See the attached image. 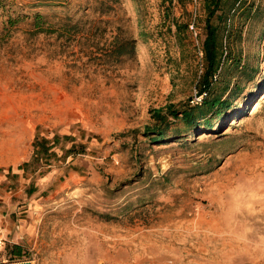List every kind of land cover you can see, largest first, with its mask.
I'll return each mask as SVG.
<instances>
[{
    "label": "rangeland",
    "instance_id": "obj_1",
    "mask_svg": "<svg viewBox=\"0 0 264 264\" xmlns=\"http://www.w3.org/2000/svg\"><path fill=\"white\" fill-rule=\"evenodd\" d=\"M134 1L0 9V264H264V0H247L263 15L238 47L257 74L235 107L212 128L158 142L145 132L153 111L197 92L196 34L173 35L195 7L138 0L139 13ZM36 13L83 24L59 37L36 28ZM117 35L137 39L134 57L112 54ZM37 133L61 137L57 155L25 171Z\"/></svg>",
    "mask_w": 264,
    "mask_h": 264
},
{
    "label": "trees",
    "instance_id": "obj_2",
    "mask_svg": "<svg viewBox=\"0 0 264 264\" xmlns=\"http://www.w3.org/2000/svg\"><path fill=\"white\" fill-rule=\"evenodd\" d=\"M7 2L8 0H0V9L5 8ZM134 2L137 12L141 13L138 0ZM192 3L195 7L192 20L177 21V23L175 21L176 31L173 35L179 39V44H182V40L187 38L190 32L196 31L197 42L193 46V56L197 62V92L195 95L201 99L195 100L193 97L190 101L182 103L180 107L174 103H169L165 109L154 110L152 114L156 123L145 132L149 136L152 134L151 137L154 138L155 142L165 140L171 135H180L186 131L198 130L203 127L212 128L235 107L237 99L244 94L246 87L257 74V69L247 57L243 56L238 43L245 39V31L248 25L262 17L261 8L254 7L247 0H198L196 3L192 0ZM165 8V12L169 13L173 8V0H168ZM201 9L203 14L200 23L197 21V17ZM99 12L104 13L106 11L104 7H99ZM9 20L14 21L12 18ZM198 23L203 30L200 36ZM51 24L53 23L47 22L42 14H35V26L38 30L57 33L59 37L75 35L83 24V18L74 20L68 17L57 23L58 25ZM191 25L194 26V29H191ZM169 32H172L171 25ZM113 43L112 54L114 56H135L136 38L120 39V35H117ZM177 122L183 124V131L172 128V125ZM164 129L172 130L171 134ZM60 141L61 137L58 135L49 139L37 133L33 141V156L31 160L24 162L20 168L25 169V171L33 165L37 168L44 162V159L48 160V157L56 156L57 153L54 148ZM63 150H65V156H68L75 153L76 148L75 145H72L67 149L64 147ZM9 248V253L13 258L22 257L21 245L14 244Z\"/></svg>",
    "mask_w": 264,
    "mask_h": 264
},
{
    "label": "built area",
    "instance_id": "obj_3",
    "mask_svg": "<svg viewBox=\"0 0 264 264\" xmlns=\"http://www.w3.org/2000/svg\"><path fill=\"white\" fill-rule=\"evenodd\" d=\"M198 0H193L194 3H196ZM191 29H194V26L191 25L190 26ZM196 34V31H195ZM200 54L202 55V52H200ZM195 100H200L201 97H198L195 95ZM6 244V237H5V221H4V214L1 208V204H0V252L3 251L4 247Z\"/></svg>",
    "mask_w": 264,
    "mask_h": 264
},
{
    "label": "water",
    "instance_id": "obj_4",
    "mask_svg": "<svg viewBox=\"0 0 264 264\" xmlns=\"http://www.w3.org/2000/svg\"><path fill=\"white\" fill-rule=\"evenodd\" d=\"M5 264H31V262L29 260H23V261L5 263Z\"/></svg>",
    "mask_w": 264,
    "mask_h": 264
},
{
    "label": "crops",
    "instance_id": "obj_5",
    "mask_svg": "<svg viewBox=\"0 0 264 264\" xmlns=\"http://www.w3.org/2000/svg\"><path fill=\"white\" fill-rule=\"evenodd\" d=\"M1 208H2V210H3V205H2ZM8 220H9L8 218H6V220H4V221H6V224L9 222ZM7 227H8V225H7Z\"/></svg>",
    "mask_w": 264,
    "mask_h": 264
}]
</instances>
